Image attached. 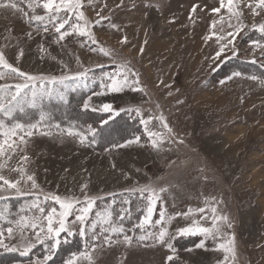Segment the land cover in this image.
I'll list each match as a JSON object with an SVG mask.
<instances>
[{
  "label": "rangeland",
  "instance_id": "374dc122",
  "mask_svg": "<svg viewBox=\"0 0 264 264\" xmlns=\"http://www.w3.org/2000/svg\"><path fill=\"white\" fill-rule=\"evenodd\" d=\"M17 2L26 9L23 0ZM82 2L80 10L90 21L97 45L75 34L57 43L58 34L50 25L48 33L42 29L37 31L29 26L21 12L0 9V52L9 63L30 75L45 78L87 72L86 80L76 91L66 93L67 101L71 97L73 102L77 100L80 110H70L72 104L69 106L55 98L45 99L43 108L48 119L35 135L26 137L25 153L17 150L0 170V174L10 180L20 179L18 187L27 193L18 195L7 186L0 191V196L7 197L0 201V212L4 216L0 219V230L11 226L15 237L9 239L4 231L0 239L21 250L27 243L35 245L27 255L0 248V264H65L73 252L85 251L84 240L79 235L81 223L75 219L84 206L85 195L96 198L86 220L89 228L98 219L96 212L108 209L112 221L124 228L119 241H123L124 235L133 240L131 246L110 252V246L116 242L101 247L99 241L89 239L92 264H264V82L249 78H264V49L254 44L264 41V35L251 27L264 23V10L256 9L260 15H253L248 4L254 8L255 0H235L233 9L243 12L242 21L248 25L237 34V18L227 11L226 0L220 13L212 11L220 7V0ZM69 15L74 18V14ZM101 16L105 19L96 24ZM214 21L215 28L212 27ZM113 23L118 27L113 28ZM230 24L233 27H229ZM29 32L32 38L28 37ZM228 32H233V36H228ZM124 37L127 40L122 43ZM227 40H232V44L218 59L212 60ZM100 47L112 55H103ZM21 50L24 55L18 60ZM121 65H127L138 74V87L143 91L131 90L130 76L123 91L111 92L110 76L123 84ZM23 82V78H6L0 80V86ZM36 83L39 88L41 82ZM46 87L55 93L62 86L47 83ZM98 92L105 94L95 95ZM88 97L97 105L112 102L117 110L140 108L141 115L124 111L119 115L84 111L82 104ZM26 111L28 116L18 112L16 118L22 123H35L39 112ZM94 114L102 116L101 119L91 116ZM160 116L172 128L171 134L156 119ZM149 117L153 119L147 127L168 137L159 148L152 147L145 125L140 122L141 118ZM104 118H109V123L100 130ZM0 120L6 124L13 122L6 120L3 114ZM90 120L97 121L90 124L102 143L97 140L88 143L91 134L83 144L79 138L67 134L73 126L75 131H86ZM134 137H139L140 142L112 147L114 143ZM176 138L184 143H178ZM24 154L29 156V161L21 165L19 158ZM4 162L0 158V163ZM21 166L26 170L23 174L11 170ZM27 175L34 176L35 188L32 181L26 179ZM85 184L87 188L82 191ZM145 188L156 189L157 198L151 222L141 230L137 224L147 214L149 197V192L141 191ZM160 188L166 191L160 192ZM54 195L62 199L78 198L80 203L67 217V227L74 234L61 233V243L52 259L44 261L54 240L41 244L28 227L24 228L22 239L15 222L21 217L27 218L26 223L38 219L46 232L44 217L56 208L57 213L52 215L54 226L58 227L55 222L61 218L59 212L63 209L51 199ZM34 201L39 207L31 206ZM213 207L215 215L228 217L230 228L222 227L216 239L201 234H179V229L193 223L211 226ZM39 208H44L45 212L41 213ZM200 208L205 211H197ZM161 213L165 220L156 223ZM162 229L167 230L165 239L173 245L174 253L166 244L151 237L139 240L141 235L156 234ZM96 231L102 240L105 234L100 232V225ZM91 234L89 232V236ZM40 235L43 238L45 233ZM233 235L234 257L226 250L231 247L229 241ZM73 238L78 241L80 250L63 257L73 248L66 251L62 248L58 254ZM113 240L116 241V237ZM200 243L205 247H197ZM93 244L97 245L94 251L90 247ZM220 244L226 247L220 248ZM143 248L145 250H141ZM169 255H173L171 262L167 260ZM77 264H88V261L80 258Z\"/></svg>",
  "mask_w": 264,
  "mask_h": 264
},
{
  "label": "snow or ice",
  "instance_id": "6c2138e0",
  "mask_svg": "<svg viewBox=\"0 0 264 264\" xmlns=\"http://www.w3.org/2000/svg\"><path fill=\"white\" fill-rule=\"evenodd\" d=\"M23 3L26 4L25 7L22 6L21 3H18L17 0H0V9H11L17 12H21L23 16L27 19V22L30 27L36 28L37 31L41 29L43 32L48 33L50 31L49 25L51 29H54L55 33H57L56 42L59 43L65 39V37L70 35H78L79 37H86L92 45H97L98 41L94 34L92 33L90 27V21L85 17L84 11L80 10L83 8L82 0H23ZM227 3V11L231 16L237 18V26H235V32L238 34L243 31L245 25L242 21L243 12L239 10L233 9V4L235 0H226ZM225 7V0H220V7L214 8L212 11L215 13H220L221 8ZM248 7L252 9L253 15H260V12L256 11V9L264 10V0H255V7L253 8L252 4H248ZM196 11V8H193V12ZM69 13L74 14L70 16ZM100 16V13H97ZM105 17L101 16V19L96 21V24H100ZM216 22H213L212 27L215 28ZM113 28H117L118 26L113 23ZM229 27H233L231 24ZM253 29L259 31L262 35H264V23L254 24L251 26ZM29 38H32V33H27ZM228 36H233V32H228ZM219 39H224V37H219ZM127 37L122 39V43L126 42ZM232 44V40H227V42L217 51L216 55L212 57V60L218 59L221 54L225 51V48ZM256 47L264 49V41H255ZM43 51V48L41 49ZM100 52L105 56H111L112 53L108 50H105L103 47H100ZM143 49H141V52ZM237 53L233 49V56ZM24 55L23 50L20 51L19 57ZM255 63V60L252 61ZM122 71L120 73V80L123 81V84L119 83L116 80V77L110 76L109 80L113 83L111 84L110 90L111 92H121L123 88L128 85L129 77H132L131 82V90L132 91H143L139 86V76L137 73L132 71L127 67V65H121ZM233 75H241V73H234ZM11 78L16 80L17 78H23V83H15V84H4L0 86V114L8 121H13L11 124H6L4 120H0V158L4 159V163H0V170H3L7 161H10L13 155L19 150L21 153H25V150L28 145L27 138H31L35 135V132L40 130L44 124V122L48 119V116L44 112V101L45 99H58L63 103H68L67 101V91H76V88L80 86V83H83L87 78V72L77 73L73 76L62 75L60 77H50L45 78L42 76H34L30 75L24 71H21L20 68L14 66L12 63H9L2 52H0V80ZM250 79H261L264 82V78H258L255 76L249 77ZM71 81V83H68ZM32 82V83H30ZM36 82H41L39 84V88L37 87ZM47 83H51L53 85H61V89L57 92L53 93V91L49 90L46 87ZM104 92L95 93V95H104ZM91 97H88L83 101L82 109L84 111L91 110L92 112H102V113H110L113 115H119L121 111L124 112H135L137 116L141 115L140 108H126V109H114L113 104L111 103H101L99 105H93L91 103ZM27 109L37 110L39 112V118L35 123H22L16 118V114L19 112L25 116H28L29 113L26 111ZM110 118V117H109ZM109 118H104L101 120V126L107 125L109 123ZM153 118L149 117L148 119L141 118V123L145 125V131L149 135L153 148H159L162 146L168 139L165 137L162 132L151 131L147 126L151 122ZM156 119H159L163 128L167 131L168 134L172 133V128L168 125L165 118L160 116ZM57 128H60V125H56ZM75 126L70 128L67 132L68 135L75 136L79 138L80 142L83 144L87 140L88 134H91L92 139L87 141L88 143H94L97 140V130L92 126L88 125L86 131H75ZM47 135V133H44ZM178 143L183 144L184 141L182 139H178ZM140 138L134 137L127 139L123 143H114L112 145L113 148H121L126 145H131L133 143H139ZM21 165L24 162L29 161V156L24 154L20 156ZM12 171H18L22 174L25 173V169L21 166L19 168H12ZM23 178V176H22ZM26 179L28 181H32V187L35 188V180L33 175H27ZM21 183L20 179L10 180L6 178L3 174H0V191L4 190V186H7L8 189H14L16 194L18 195H26L27 193H23L21 188L18 185ZM84 188H87V184L83 185L82 191ZM141 191L149 192L148 197V205H147V214L144 216L143 220L137 224V227L141 230H144V226L150 224L152 213L154 210L155 199L157 198L156 189L145 188L141 189ZM160 192L166 191L165 188H160ZM7 197L0 196V201L6 200ZM39 198H37L38 200ZM47 199V197H46ZM56 203L59 204L60 209L63 211L59 212V216L61 217L55 223H58V227L54 226L53 213H57L56 208H52L51 212L48 213L44 219L47 220V231L45 232V227L39 224L38 219H34L31 223H26V217H21L20 221H16L18 225V230L21 231V238L23 239V230L25 227L31 228L35 235L36 240L43 244L45 240H54L52 244L49 245L48 255L44 256V261H48L52 259L54 255V250L61 243V233H66L71 236L74 233L70 228L67 227V217L72 214V210L75 208L76 204H79L80 201L78 198H65L62 199L59 195H55L51 197ZM96 198H90L85 195L84 206L79 209V214L76 215L75 219L81 223V227L79 229V235L84 240L85 243V251L83 252H73L72 255L66 260L65 264H77L78 259L83 258L88 261V264H92V256L89 253V245L88 240L91 239L93 241H99V246L103 247L104 245H111L114 242L119 241V237L124 233V228L121 224H116L111 219V211L105 209L103 212H96L97 220L93 221L90 225V228L86 225V220L89 214L92 212L93 206L95 205ZM127 203V201H125ZM32 207H39L36 201L31 205ZM41 213L45 212L44 208H39ZM192 210L189 209V212ZM197 211L203 213L205 211L204 208H200ZM213 212V220L211 226H203L197 225L193 223L192 226L184 227L179 229V234L181 236L188 235H196L201 234L205 237H211L212 239H216L218 235L221 233L222 227H231V223L228 220L227 216L223 215H215L216 208H212ZM0 219H4L3 213L0 212ZM123 220V217H121ZM165 220L164 213H161L160 220L156 223H161ZM224 222L219 223V222ZM9 223H13L9 221ZM100 225V232L104 233L103 239L101 240L100 236L97 234V226ZM103 225H107L104 227ZM4 231L8 233L9 239H14L13 235V227L9 226L4 230H0V236L4 235ZM45 233L44 237L41 238V233ZM89 232H91V236H89ZM54 234V236H53ZM168 235L166 229L160 230L158 233H147L146 235H141L139 237L140 241H144L148 238H153L154 241L160 244H166L169 251L174 253L173 245L170 242L166 241V236ZM113 237H116V241L113 240ZM124 243L129 246L132 244V237L128 235L123 236ZM66 242V241H65ZM229 244L231 247H227L226 250L232 253L233 257L235 256V237L234 235L231 237ZM35 245L33 243H27L23 246V250L21 247L16 245H8L4 242V240L0 239V248H3L5 252H16L19 251L20 255H27L31 249ZM91 250L94 251L97 247L96 244L90 246ZM199 248H204L205 245L200 243L197 245ZM220 248H225L224 244H220ZM227 259V257L225 258ZM169 262L173 261V255H169L167 257Z\"/></svg>",
  "mask_w": 264,
  "mask_h": 264
},
{
  "label": "trees",
  "instance_id": "16d2710c",
  "mask_svg": "<svg viewBox=\"0 0 264 264\" xmlns=\"http://www.w3.org/2000/svg\"><path fill=\"white\" fill-rule=\"evenodd\" d=\"M72 99H73V98L71 97V98H70V101H69L68 104H67V105H69V106L72 104L73 107L71 106L72 108L70 107V110H73L74 108L77 109V110H80V109H79V104H78V102L76 103L77 100L73 102ZM75 104H76V107H74ZM69 106H68V107H69ZM86 114L89 115V113H86ZM91 116H94L95 118L97 117V118H100V119H101V117H102V116L99 117V115H95V114H94V115H91ZM90 123L94 124V123H97V121H94V122H93V121L90 120V121H89V124H90ZM90 125H91V124H90ZM104 127H105V126H102V127L100 128V130H101L102 128H104ZM98 132H99V130H98ZM97 141H98V142H101L100 139H98ZM101 143H102V142H101ZM77 245H78V241H76V240L73 238V239L71 240V242H69V243L66 244V246L60 248V250H59L60 252H58V254L61 253L62 248H63L65 251H66V249H69V248L72 249V248H73L72 250L66 252V253L63 255V257H66L69 253L71 254V252H73V251H77V250L79 251V250H80V249H79L80 246L77 247ZM54 258H55V257H54Z\"/></svg>",
  "mask_w": 264,
  "mask_h": 264
},
{
  "label": "crops",
  "instance_id": "0c3cea01",
  "mask_svg": "<svg viewBox=\"0 0 264 264\" xmlns=\"http://www.w3.org/2000/svg\"><path fill=\"white\" fill-rule=\"evenodd\" d=\"M91 103H94V105H97V103L95 101H92ZM111 104H112V102H111ZM109 194H112V193H109ZM109 194H105V195H109ZM121 246L127 248L128 244L124 243V241H119V242H116L115 244H113L112 246H110L109 250H110V252L112 250L116 251V250L120 249ZM141 250H145V248H143Z\"/></svg>",
  "mask_w": 264,
  "mask_h": 264
}]
</instances>
